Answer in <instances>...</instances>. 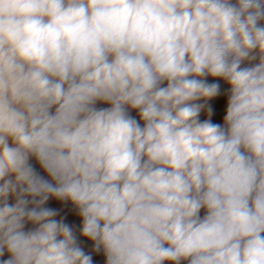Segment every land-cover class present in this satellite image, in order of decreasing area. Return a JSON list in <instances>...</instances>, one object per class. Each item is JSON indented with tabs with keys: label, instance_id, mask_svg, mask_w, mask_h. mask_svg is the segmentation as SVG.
<instances>
[{
	"label": "clouds",
	"instance_id": "9594fccd",
	"mask_svg": "<svg viewBox=\"0 0 264 264\" xmlns=\"http://www.w3.org/2000/svg\"><path fill=\"white\" fill-rule=\"evenodd\" d=\"M264 264V0H0V264Z\"/></svg>",
	"mask_w": 264,
	"mask_h": 264
},
{
	"label": "rangeland",
	"instance_id": "374dc122",
	"mask_svg": "<svg viewBox=\"0 0 264 264\" xmlns=\"http://www.w3.org/2000/svg\"><path fill=\"white\" fill-rule=\"evenodd\" d=\"M96 259L100 261V264H102V257H96Z\"/></svg>",
	"mask_w": 264,
	"mask_h": 264
}]
</instances>
